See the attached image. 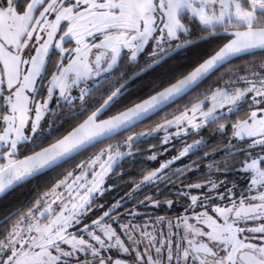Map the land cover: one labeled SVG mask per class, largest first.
<instances>
[{"label": "snow or ice", "instance_id": "1", "mask_svg": "<svg viewBox=\"0 0 264 264\" xmlns=\"http://www.w3.org/2000/svg\"><path fill=\"white\" fill-rule=\"evenodd\" d=\"M41 179L0 264H264V0H0V199Z\"/></svg>", "mask_w": 264, "mask_h": 264}, {"label": "flooded vegetation", "instance_id": "2", "mask_svg": "<svg viewBox=\"0 0 264 264\" xmlns=\"http://www.w3.org/2000/svg\"><path fill=\"white\" fill-rule=\"evenodd\" d=\"M208 138L210 139V142L213 141L215 138L212 136L211 133H209ZM216 143H219V141H215ZM142 147H145L142 145ZM141 159H146V157H141ZM185 161H187V158H184ZM180 166H183L182 162H177ZM43 184V179L37 180L33 182V184L24 186L22 188L16 189L14 192L9 194L6 198L1 200L0 202L2 203V208L4 210L2 212H5L7 209L11 208L12 206L20 203L23 200H27L33 195L32 189L36 186H40ZM5 204V206H4Z\"/></svg>", "mask_w": 264, "mask_h": 264}, {"label": "trees", "instance_id": "3", "mask_svg": "<svg viewBox=\"0 0 264 264\" xmlns=\"http://www.w3.org/2000/svg\"><path fill=\"white\" fill-rule=\"evenodd\" d=\"M4 206H5V204H4ZM3 210H4V208H2V203L0 202V214L3 213V212H2Z\"/></svg>", "mask_w": 264, "mask_h": 264}, {"label": "water", "instance_id": "4", "mask_svg": "<svg viewBox=\"0 0 264 264\" xmlns=\"http://www.w3.org/2000/svg\"><path fill=\"white\" fill-rule=\"evenodd\" d=\"M3 200V199H0V201Z\"/></svg>", "mask_w": 264, "mask_h": 264}]
</instances>
